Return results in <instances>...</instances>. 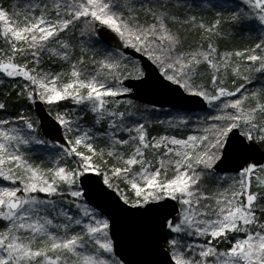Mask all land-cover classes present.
<instances>
[{"label": "snow or ice", "instance_id": "snow-or-ice-1", "mask_svg": "<svg viewBox=\"0 0 264 264\" xmlns=\"http://www.w3.org/2000/svg\"><path fill=\"white\" fill-rule=\"evenodd\" d=\"M0 264H264V0H0Z\"/></svg>", "mask_w": 264, "mask_h": 264}]
</instances>
